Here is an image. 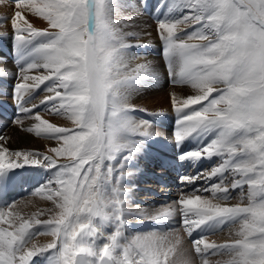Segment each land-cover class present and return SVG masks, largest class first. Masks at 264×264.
<instances>
[{
    "label": "snow or ice",
    "instance_id": "obj_1",
    "mask_svg": "<svg viewBox=\"0 0 264 264\" xmlns=\"http://www.w3.org/2000/svg\"><path fill=\"white\" fill-rule=\"evenodd\" d=\"M13 2L15 122L32 121L23 130L57 146L44 155L0 145V192L14 170L37 167L47 178L30 195L52 205L25 217L16 201L0 204V264H264V0H157L169 83L191 90L170 94L172 143L196 145L177 159L213 166L180 177L203 179L202 189L151 210L132 207L129 184L158 136L152 121L133 116L147 112L133 97L160 80L151 61L133 63L140 57L132 49L148 46L142 39L151 35L136 23L147 0ZM177 215L181 228H165ZM133 219L161 227L132 233ZM225 225L226 240H209ZM39 236L51 239L38 245Z\"/></svg>",
    "mask_w": 264,
    "mask_h": 264
},
{
    "label": "bare ground",
    "instance_id": "obj_2",
    "mask_svg": "<svg viewBox=\"0 0 264 264\" xmlns=\"http://www.w3.org/2000/svg\"><path fill=\"white\" fill-rule=\"evenodd\" d=\"M3 0H0V22L3 23L4 28L8 27L10 23V19L13 16L15 12V8L13 5H5L1 4ZM137 4L140 3L139 0H136ZM144 10L139 8V17L136 21V23L141 28H146L147 32H150L151 35H145L143 36L142 43L147 44L146 47H138L132 49L133 53L137 54L140 59L134 60L133 63H142L145 60L151 61L154 65V67L157 69V71L160 73V80L155 85L146 87L143 89L138 95L133 97L132 103L137 106V108H143L146 109L147 112L153 113V112H164L165 111H171L172 104H171V98L170 94L173 91H176L178 94L186 96L190 94V89L187 88H177L173 89V87L169 83V79L167 76V71L165 67V63L163 61V58L159 52V47L161 44V41L157 34L155 33L153 23L149 17H147L144 13ZM6 20V22H4ZM10 33V32H8ZM5 38H0V46H6L9 45L10 47L13 46V42L11 40V33L8 34ZM141 51V52H140ZM143 51V52H142ZM11 63L0 60V71H4L5 80L11 82L12 84H15L16 78H17V69H13L10 67ZM12 80V81H11ZM1 87L3 88V91H0V96H2L4 99L7 100H13V95L10 93L13 88H5L4 85L1 84ZM46 93L42 92L38 97H43ZM39 100L37 99V103ZM41 111H43V107L41 108ZM160 114V113H159ZM176 114L175 112L172 113V115ZM134 115V113H133ZM46 119H49L51 122L56 123L60 126H70V121H66L59 117H54L51 115H45ZM136 118V117H135ZM32 124V121H28V123L24 124L23 127L30 126ZM23 127H18L15 124H12L11 126H8L4 129L2 132V136L4 139L0 140V145L7 147L11 151H31V152H37L40 154H43V151L46 149L47 146H55L56 144L51 141H44L36 139L34 133H28L23 130ZM156 131V129H155ZM158 133L159 138L163 141H170L169 139H164L163 136H166V134L161 133L159 131H156ZM168 136V135H167ZM46 155V154H44ZM198 164V163H196ZM19 170V169H17ZM51 202L41 199L39 196H32L26 199H23L17 203V209L21 212L22 215L25 217L30 216L32 213L37 212L40 209H47L51 208ZM149 210L154 209L153 206H149ZM46 216H41L40 219H45ZM176 218L180 219L179 215L176 216ZM134 220V219H133ZM175 220V218H174ZM132 221V220H131ZM133 233V232H132ZM135 233V232H134ZM229 235V229L228 226L223 231H219L216 236H214V241L216 242H223L228 238ZM51 238H48L47 236H39L34 242L38 245H44L48 243ZM184 248H190V243H185ZM215 259H219V257H216Z\"/></svg>",
    "mask_w": 264,
    "mask_h": 264
},
{
    "label": "rangeland",
    "instance_id": "obj_3",
    "mask_svg": "<svg viewBox=\"0 0 264 264\" xmlns=\"http://www.w3.org/2000/svg\"><path fill=\"white\" fill-rule=\"evenodd\" d=\"M153 2H155V0H153ZM9 3H11V2H9V1H6V2H4V0L1 2V4H5V5H13L14 6V8H15V4L13 3H11V4H9ZM14 10H16V9H14ZM29 20H30V22L31 23H33V25L34 26H36V27H39V28H43L44 26H45V22H43L42 20H40V19H38V18H36V17H33V16H31V15H29ZM154 26V25H153ZM154 30H155V32H156V24H155V28H154ZM191 29H189V31H190ZM0 32H4V33H7V32H10L11 33V24L8 26V27H6V28H4V27H0ZM10 33H8V34H10ZM28 121L30 122V120H26L25 122H24V124H26V123H28ZM16 126H18V127H21V125H19V124H17L16 123ZM36 139H38V140H41L42 142H44V141H50V140H45V139H43V138H40V137H35ZM51 142H53V143H55L56 145L55 146H57V143L55 142V141H51ZM55 146H47L46 147V149L43 151V153H45L46 155H52L50 152H49V149L51 148V147H55ZM60 160H62L63 161V159H60ZM209 167L207 168H204L203 170H208V169H210V167L211 166H213V165H208ZM203 170H201V171H203ZM200 171V172H201ZM196 182H199L200 183V185H197L196 187H194V188H203V184H204V180L203 179H200V180H197ZM186 189L184 188L183 189V191H185ZM191 190V189H190ZM189 190V191H190ZM204 195H208V193H203ZM236 195V193H233V196H235ZM134 197H135V194L133 193V201H134ZM26 198H29V197H26ZM25 198V199H26ZM233 204H235L236 202H237V200H235V199H233L232 201H231ZM46 219V218H45ZM48 238H50V237H48ZM210 240V239H209ZM213 240V239H212ZM49 241V240H48ZM183 246H185V244H183ZM216 257H214L213 259H215Z\"/></svg>",
    "mask_w": 264,
    "mask_h": 264
}]
</instances>
